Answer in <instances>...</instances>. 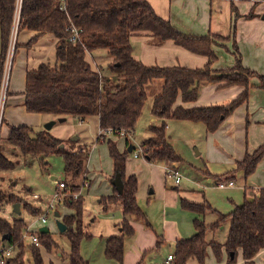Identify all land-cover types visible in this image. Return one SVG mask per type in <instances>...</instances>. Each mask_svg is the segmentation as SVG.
Instances as JSON below:
<instances>
[{"label":"trees","instance_id":"1","mask_svg":"<svg viewBox=\"0 0 264 264\" xmlns=\"http://www.w3.org/2000/svg\"><path fill=\"white\" fill-rule=\"evenodd\" d=\"M62 6L63 10L60 9ZM251 17L252 10L248 15V18ZM15 23L16 36L22 31L36 34L26 47L33 45L39 36L45 34H51L56 39L54 64L51 66L49 63H42L26 73L23 95L28 113L50 115L56 119L74 117L83 120L96 117L101 130L133 131L147 100V86L155 80L162 82L150 107L151 115L159 119L161 124L150 127V137L140 145L147 150L146 159L152 163L181 161L165 135L167 120L202 123L206 134L213 133L237 106L246 102L249 79L256 76L240 65L237 56L233 69L213 70L211 66L216 57L211 46L216 42H224L225 39L216 35L194 37L180 33L168 21L158 17L147 0H0V85L5 55ZM71 25L78 31V38L74 43L68 40L67 28ZM140 33L150 34L159 43L171 40L193 54L205 56L207 64L202 69L144 66L133 59L130 44L131 37ZM96 50H105L110 59L105 72L93 71L85 61V54H92ZM16 51L15 44L14 56ZM257 77L264 88L263 77ZM208 84L241 86L244 91L226 105L194 109L175 106L177 98L182 103L196 101L200 88ZM105 141L113 174H120L123 182L121 195L102 198L104 204L118 203L123 214V219L118 224L121 233L108 238L105 257L122 264L124 236L133 235L129 218L145 222L146 219L136 203L137 180L134 176L124 175L128 154L119 152L110 139ZM70 142L56 139L47 131L34 132L32 128L25 126L12 128L8 137V143L23 156L41 159L50 154H61L64 173L70 174L73 181L85 173L88 154L85 146L76 150L65 149L64 145ZM263 157L264 143L236 163L235 170L247 178ZM7 169H10V163L0 152V172ZM66 184L76 192L74 185ZM0 200L17 202L16 197L2 191ZM78 200L64 201V205L75 213L74 216L62 219L66 227L63 234L70 247L69 264H84L79 256V245L82 239L91 237L83 230L80 219L82 203ZM181 207L197 214H203L208 209L183 200ZM28 208L30 209L29 206ZM38 211L36 208L31 212ZM226 221L229 222V227L224 244L207 242L206 233L216 231ZM193 225L196 233L189 239L176 242L173 264H186L191 259L197 264H205L208 249L215 255L224 249L229 263L235 260L240 251L244 264H253L255 256L264 251V188L253 199L244 200L215 223L207 226L195 220ZM23 228L21 219L8 222L0 218V238L6 236V243L14 248L9 264H26V252L30 254L31 264H43L39 248L31 243L26 245V241L21 239ZM38 244L47 250L57 248L49 233H39ZM230 253H233L232 258Z\"/></svg>","mask_w":264,"mask_h":264},{"label":"crops","instance_id":"2","mask_svg":"<svg viewBox=\"0 0 264 264\" xmlns=\"http://www.w3.org/2000/svg\"><path fill=\"white\" fill-rule=\"evenodd\" d=\"M251 1L252 0H147L154 13L161 19L168 21L180 33L194 37L216 35L225 39L224 42H216L211 46L216 57L211 66L213 70L225 71L233 69L236 66V58L238 57L237 59L240 65L256 75L249 79L246 102L237 106L215 132L206 134L202 123H193L189 121L167 120L165 126L166 131L168 130L169 122L177 121L181 126L191 130L196 127L199 132H203L205 135L206 141L204 148L202 150L200 149V153L196 152V155L203 156L201 159L203 165L202 170L198 171L201 175L200 178H197V180L200 181L192 182L188 180L189 182L194 183L199 189L204 190L208 185H211L212 182L216 186L220 181L232 180L235 184L234 187L219 190H240L242 202L244 200L253 199V197L258 194L259 190L264 188V157L259 161L251 175L247 178L242 175L239 187L236 182L237 176L241 173L235 170L236 163L241 162L247 153H253L264 143V88L261 86V81L257 77L261 76L264 80V7L260 5L255 6ZM251 10L253 11V17L248 18ZM35 35L34 32L22 31L16 38L17 51L14 56L15 62L13 61V66L11 67L0 136V152L9 160L14 155L16 157L19 156L17 155L19 154V150L8 143V137L12 128L25 126L32 128L34 132H42L46 131L44 129L46 123L56 121L55 125L47 132L56 139L62 141L68 140H65V138L61 139L62 136L55 134L54 128L57 124H63L69 117L63 118L64 121L62 123H58V119L56 118H51L45 122L43 120V115L28 113L25 108L23 91L26 73L37 68L38 65L42 63H49L43 62V60L48 55L49 51H52L54 54L56 44V39L51 34H45L39 36L33 45L26 47ZM130 44L132 47L133 59L147 67L202 69L207 64V58L205 56L193 54L176 45L171 40L159 43L148 33H140L132 36ZM93 53H86L84 58L91 69L97 72L100 66L93 63L95 61ZM108 62H110V59H108ZM109 78L111 79V77ZM221 85L222 84H208L202 86L196 101L182 103L181 99L177 98L175 106H181L184 109H194L211 105H226L238 98L244 91V87L241 86L222 87ZM161 87L162 82L157 83L156 94L160 91ZM75 119L83 123L88 118L83 120H79L78 118ZM160 124L161 121L154 118L150 113V124L147 129L148 137H150L149 128L152 126H159ZM66 131L67 135L73 134L72 128H68ZM171 137L169 136L167 138L174 151H176L175 140L173 141ZM76 138L77 140L75 143L80 142V144H77L75 148L77 149L80 146H85L89 159V147L86 142L80 141L78 137ZM144 140H142V142ZM112 142L121 153L126 152L129 154L135 149L132 143L129 144L127 140L123 138L113 139ZM67 146V144L64 145L65 149H67ZM130 148L131 150H129ZM181 162L182 159L177 163L178 171L180 168L179 166L182 164ZM211 165L221 167L220 169H223L222 171L225 172L216 174L212 172ZM111 171H113V166ZM83 175H85L90 182V186L85 190L83 200L81 199L83 213L82 224L83 230L91 237L81 240L79 245V256L84 264H118L116 261L105 257V247L108 238L118 236L121 233V229L118 226L123 219L121 206L118 203L104 204L102 202V198L118 196L114 187L111 185L114 174L112 173L106 178L105 182L108 184L107 188H104L102 194L100 192L99 195H97L99 197L98 204L105 212L103 221H108L110 224L108 223L107 228L98 230L96 233H92L88 230L86 220L88 214L85 213V198L87 194H89V190L97 183L100 185L102 180L100 179V174H98V172L89 171L87 165ZM128 176H134L136 178L134 174ZM179 184L180 182L177 185L173 183V188L164 191L165 197L160 206L159 219L157 216L156 220H154V224L148 222L147 219L149 218H146L144 211L139 206L138 207L145 216L146 222L134 217L129 218L128 221L133 230V235L124 236L122 264H160L155 259L154 253L159 250L161 245L167 244L173 246V252L168 253L167 256L170 254L174 255L176 242L189 239L196 233L193 225L195 220L201 221L209 226L215 223L222 215L229 214L236 206L242 204V202L237 204L234 203L230 211L221 213L211 205L205 198L203 192L194 194L193 190H180L177 191L175 195L174 190L176 191ZM29 190L30 189L27 191L29 192ZM154 193V188L153 190L150 189L148 192L149 195H154ZM11 195L17 198L16 203L19 204V214L14 213L12 210V216L7 219H1L12 222L21 219L22 209L27 213L31 212L28 206L32 209H36L37 205L28 204L19 195ZM40 199L41 197L38 195L34 198V200ZM182 200L204 206L208 209H206L203 214L184 210L181 207ZM10 204L12 208V205L15 203L10 202ZM61 206L63 214L57 209H55L54 212L59 214L57 220L62 222L65 216H74L75 213L72 209L67 208L64 204ZM38 209L40 211V208ZM108 211L111 213L110 216H108ZM42 212L41 210L36 218L37 223ZM209 214L213 215V219L215 220L210 223H205V218ZM21 220L24 223L22 232L27 227L33 232L38 231V233H40L39 229L41 227H47L49 233V227L46 225L32 228V223L27 224L23 219ZM209 233L212 232L208 231L205 239ZM1 242L5 243L3 244ZM0 244L8 245L6 241H2V238H0ZM36 247L39 248V244ZM260 254L261 258L259 264H264V251H261ZM167 256L162 261V264L165 263ZM254 262L255 258L253 259V264ZM186 264L197 263L195 260L191 259L188 260Z\"/></svg>","mask_w":264,"mask_h":264},{"label":"rangeland","instance_id":"3","mask_svg":"<svg viewBox=\"0 0 264 264\" xmlns=\"http://www.w3.org/2000/svg\"><path fill=\"white\" fill-rule=\"evenodd\" d=\"M251 2H253L255 6L260 5L261 7H264V0H252ZM16 42L17 41L15 40V44ZM93 56L95 57V61L93 63L100 66L98 70L105 72L109 64L105 50H96V52L93 53ZM13 61L15 62V59ZM43 62H49L51 66L54 64V54L52 51H49ZM160 82V80H155L152 84L147 86V100L143 107L142 115L135 124L131 138H125L129 144L132 143V146L135 149L126 157L124 175L126 177L131 174L136 176V203L144 211L146 218H149L147 219L148 222H151L152 224H154V220H156L157 216L159 219L160 206L162 205L165 197L164 191H168L173 188L172 185L174 182L172 178L165 176L163 173L162 169L164 163H152L147 161V159L141 154L138 158H134L133 155L139 151L142 140L148 137L147 129L150 124L151 102L157 92V83ZM51 118L54 117L50 115H43V120L45 122ZM68 128L73 129L72 135H67L66 129ZM54 131L55 134L62 136L61 139L65 138V140H70L72 137H78L80 141H85L89 147V159L86 165L89 171L98 172V174H100L102 183L100 185L97 183L92 189H90L89 194H87V197L85 198V213L88 214V216H86L88 230L92 233H96L98 230L107 228L108 223L110 224V222L103 221L105 212L98 204L99 197L97 196L100 192L101 194L103 193L104 188H107L108 184L105 180L113 173V171H111L112 164L108 156L107 141L105 140L110 139V141H112L116 138H122H109V136L103 135L98 138L100 128L96 117H90L83 123L79 122L75 118L69 117L63 124H57ZM165 135L166 137L172 136L171 138L173 141L175 140V152L182 159V164L179 166V173L182 177L176 191L174 190L175 195L177 191L180 190H193L194 194L203 192L205 198L216 210L221 213H227L230 211L232 204L242 202L240 190H219L213 182L211 185H208L204 190H202L194 185V183L188 181H200L197 180V178H200L201 175L198 171L202 170L203 165L201 159L203 156L201 157L200 155H196V152L200 153V149L202 150L205 146L206 140L203 132H199L196 127L191 130L181 126V124L177 121H172L168 123V130L165 131ZM96 138H98V141H96ZM77 144H80V142H70L67 144V149L73 150L72 148H75ZM17 155L19 156L16 157L14 155L10 160L7 159L10 163V169L2 170L0 172V192L2 191L8 194L19 195L28 204H35L37 205V209L40 208V211L42 210L45 212L48 205L52 202V195L56 189V183L65 181L71 185L73 184L76 188V192H81V196L78 198L79 200H77H83L85 190L89 188L90 182L85 175L79 176L71 181V175L64 173V161L61 154H50L42 157L41 160L30 155L23 156L20 152ZM211 168V170H213L212 172L216 174L225 172L222 171L223 169H220L221 167L216 165H211ZM241 179L242 174H239L236 182L238 187ZM84 183L87 184L85 185ZM153 188L155 190L154 195H149V190H153ZM28 189H30L29 192L27 191ZM33 194L40 196L41 199L34 200L32 197ZM55 205V209L63 214L61 204L55 203ZM32 210L33 209L30 208V211ZM40 211L37 213H27L22 209L21 219H23L27 224L32 223V228H38L40 223L36 222V218L40 214ZM110 215L111 213L109 212L108 216ZM10 216H12L11 204L0 200V218L7 219ZM80 219L82 221L83 213L81 214ZM56 220L57 219L53 216L52 211H48V222L46 226L49 227V235L52 238V241L57 245V248L47 250L45 247L40 245L39 252L42 261L45 264H69V243L66 235L58 232L55 224ZM213 220H215L213 219V215L209 214L205 218V223H210ZM228 227L229 222L226 221L224 224L220 225L216 231L207 235V241H214L223 244L227 238ZM1 243L4 244L5 242ZM28 244L29 242H26V245ZM170 252H173L172 245H161L159 250L154 253L156 257L155 259L162 264V261ZM260 252L255 257L254 264L260 263ZM25 261L26 264H31L29 252H26L25 254ZM205 264L244 263L240 251H238L235 256V260L232 263H229L228 254L224 249H221L218 255H215L214 252L209 249Z\"/></svg>","mask_w":264,"mask_h":264},{"label":"built area","instance_id":"4","mask_svg":"<svg viewBox=\"0 0 264 264\" xmlns=\"http://www.w3.org/2000/svg\"><path fill=\"white\" fill-rule=\"evenodd\" d=\"M61 10L64 9V7H60ZM16 30L17 26L16 23L12 27L11 36L8 44V49L5 55V61L3 66V73H2V79H1V85H0V129L3 124V114L5 110L6 105V97H7V89H8V83L10 79V71L12 67V61L14 57V47H15V40L17 38L16 36ZM67 31L69 33L68 40L71 43H74L77 41L78 38V31L71 25L67 28ZM109 136L110 137H121V138H131L132 131H126L124 129L118 130V131H112L111 129L107 130H101L99 136ZM96 138V141L97 139ZM146 149L140 147L139 151L134 153V158H138V156L141 154L146 158ZM163 172L165 176L172 178L175 185H177L180 182L181 175L178 171V165L175 162L165 161L163 162ZM85 185L87 183H84ZM234 182L232 180H223L216 184V187L218 189H225V188H232L234 187ZM81 196V192H73L72 189L63 181V182H57L56 183V189L52 195V202L48 205L45 212H42L41 215L38 218V223H40L41 226H45L48 222V211H52V213L55 212V203L64 204V201L66 199L71 200H77ZM37 195H33V198H36ZM38 231H31L29 228H25L24 231L21 233V239L24 241H29L31 244H34L35 246L38 245ZM13 246L12 245H2L0 244V264H9V260L13 256ZM174 261V255L170 254L167 256V259L164 264H173Z\"/></svg>","mask_w":264,"mask_h":264},{"label":"water","instance_id":"5","mask_svg":"<svg viewBox=\"0 0 264 264\" xmlns=\"http://www.w3.org/2000/svg\"><path fill=\"white\" fill-rule=\"evenodd\" d=\"M63 121H64L63 118H59V119L57 120L58 123H62ZM55 123H56V121H50V122L46 123V124L44 125V129H45L46 131H49V130L55 125ZM76 140H77L76 137H72V138L70 139V141H72V142H75ZM129 150H131V148H130ZM111 185L114 187V189H115L117 195H118V196L121 195L122 190H123V182H122V180H121V176H120V174H115V175H114V177H113V179H112V181H111ZM12 210H13L14 213L19 214V204H18V203L13 204V205H12ZM54 217H55L56 219H58V218H59V214H58V213H54ZM56 227H57L59 233H63V232H65V230H66L65 225H64L61 221H59V220H56ZM39 232H40L41 234H47V233H48V229H47V227H41V228L39 229ZM2 241H7V237H6V236H3V237H2ZM230 257H231V258L233 257V253H230Z\"/></svg>","mask_w":264,"mask_h":264}]
</instances>
